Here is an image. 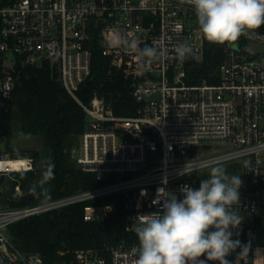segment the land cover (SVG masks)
Here are the masks:
<instances>
[{"label":"built area","instance_id":"1","mask_svg":"<svg viewBox=\"0 0 264 264\" xmlns=\"http://www.w3.org/2000/svg\"><path fill=\"white\" fill-rule=\"evenodd\" d=\"M256 32L240 38V51L225 46L217 82L192 84L188 74L203 61L206 40L186 0H12L0 8V113L12 98L19 63H49L87 114L75 161L103 182L67 197L0 212L3 256L42 264L40 254L27 255L13 244L6 233L9 224L115 194L125 196L127 229L136 234L144 215L161 210L163 201L154 203L158 188L182 199L183 185L198 189L207 179V169L179 175L185 162L193 160L213 161L240 176L237 207L243 222L232 239L250 245V251L242 258L238 248L227 259L230 264H264V58L256 57L264 49L250 46L264 48V25ZM125 39L128 45L134 40L139 48L155 47L164 55L142 60L122 43ZM181 43L193 49L184 59L176 52ZM246 45L254 55L243 50ZM98 48L129 82L139 103L132 115H118L105 98L84 103L78 97L92 76ZM5 159L23 158L0 152V162ZM25 159V169L0 173L33 170L34 159ZM111 210V204L88 203L84 218L103 221ZM248 220L252 226H246ZM137 246L138 241L124 240L102 250L79 249L64 264H133Z\"/></svg>","mask_w":264,"mask_h":264},{"label":"trees","instance_id":"2","mask_svg":"<svg viewBox=\"0 0 264 264\" xmlns=\"http://www.w3.org/2000/svg\"><path fill=\"white\" fill-rule=\"evenodd\" d=\"M12 0H0V8ZM226 45L206 41L202 62L194 65L188 82L210 83L219 80V66L225 58ZM264 58L261 54L256 56ZM105 98L118 115H132L139 103L124 75L111 66V61L101 49L93 55L92 76L85 81L78 97L90 103L95 97ZM87 114L79 102L65 89L58 71L45 62L41 66L19 63V77L7 108L0 113V140L6 141L7 152L19 150L11 146L16 136L35 137L41 149L22 150L19 157L42 160V166L28 171H14L10 179L0 184L3 202L11 207H25L45 200H55L95 188L103 182L94 172L85 171L71 162V151L79 143ZM227 174L235 175L231 168ZM4 178V177H3ZM20 187L21 194L16 192ZM106 203L112 210L103 221L84 218L86 204ZM261 226V219L254 221ZM248 220L246 226H252ZM128 211L125 196L115 194L101 200L69 204L9 224L6 233L23 253L40 254L42 264H64L79 249H105L107 246L127 241H138L135 233L127 229ZM0 264H23L11 261L0 251Z\"/></svg>","mask_w":264,"mask_h":264},{"label":"clouds","instance_id":"3","mask_svg":"<svg viewBox=\"0 0 264 264\" xmlns=\"http://www.w3.org/2000/svg\"><path fill=\"white\" fill-rule=\"evenodd\" d=\"M194 9L196 23L204 39L214 45H227L240 51L239 40L264 25V0H186ZM257 33V32H256ZM128 45L125 39L122 41ZM141 59L164 55L157 48L130 45ZM245 52L254 55L250 46ZM177 55L187 58L193 49L187 43L176 48ZM208 169L207 179L198 189L190 185L180 188L182 199L157 189L156 204L160 211L144 215L136 227L138 246L133 264H230L227 257L240 249L237 256L246 257L250 245L233 240V230L243 222L239 214L240 176L228 175L226 168L213 161H186L179 175H191ZM166 183V179L161 181ZM205 257V259H201Z\"/></svg>","mask_w":264,"mask_h":264},{"label":"rangeland","instance_id":"4","mask_svg":"<svg viewBox=\"0 0 264 264\" xmlns=\"http://www.w3.org/2000/svg\"><path fill=\"white\" fill-rule=\"evenodd\" d=\"M250 46L252 48L264 49L263 46L256 44V43H251ZM11 146L14 148H17L19 150H16L13 153L9 152V151L7 152L6 141L0 140V152H3L5 154L7 153L9 157L10 156L11 157L12 156H19V154L22 150L29 151L31 149H41L42 143L39 139H37L35 137H27V136L20 135V136H16L15 138H13V140L11 141ZM76 151H77V146L74 149H72L71 157H70L71 162L75 165H77V163L75 161ZM25 158H31V157H25ZM42 164H43L42 160H33V169H36V168L42 166ZM204 174L207 177L208 169L205 171ZM9 177H10V173H8V172L0 173V181L3 183H6L10 179ZM2 189H3V186L0 184V212L20 208V207H11L10 204L3 202L2 195H1ZM16 192L21 194V190L19 191L18 187H16Z\"/></svg>","mask_w":264,"mask_h":264},{"label":"bare ground","instance_id":"5","mask_svg":"<svg viewBox=\"0 0 264 264\" xmlns=\"http://www.w3.org/2000/svg\"><path fill=\"white\" fill-rule=\"evenodd\" d=\"M27 160L25 158L23 159H5L0 162V169L3 170H22L27 167ZM257 264H260L258 262Z\"/></svg>","mask_w":264,"mask_h":264}]
</instances>
